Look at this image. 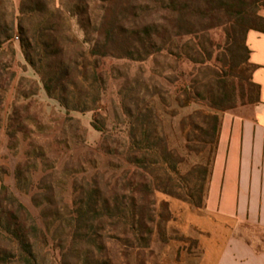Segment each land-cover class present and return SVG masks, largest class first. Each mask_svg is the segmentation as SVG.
<instances>
[{"label": "trees", "instance_id": "16d2710c", "mask_svg": "<svg viewBox=\"0 0 264 264\" xmlns=\"http://www.w3.org/2000/svg\"><path fill=\"white\" fill-rule=\"evenodd\" d=\"M71 1L74 10L67 15L52 10L54 0H22L18 11L12 0H0V55L5 44L13 51L9 43L17 36L46 94L67 112H98L104 90L103 59L144 62L154 58L157 81L144 89L148 100L139 88L128 92L123 139L111 134L104 120L96 119L98 113L94 115L91 125L104 136L103 151L121 157L128 167L121 177L102 185L94 181L83 200L64 209L66 215L57 209L50 212L54 223L50 237L60 258L53 255L46 260L47 234L0 178V264H77L79 247L84 249L83 264H117L110 256L93 257L92 248L100 249L104 242L101 232H106L104 240L118 246L124 264H129L135 249H148L155 235L169 242L173 238L166 229L173 215L169 201H158L157 195L204 209L222 114L238 107L227 79L237 82L242 105L260 102L246 36L250 30L264 33L260 14L264 0ZM74 17L83 28L82 39L72 33ZM218 29L223 34L225 73L220 69L219 73L213 63L219 44L212 34ZM8 69L0 65V107L14 75ZM161 80L169 84L171 93ZM170 103L176 105L168 112L171 116L191 108L179 120V130L187 156L194 154L201 162L185 171L180 168L185 157L170 147L163 129L159 105L169 109ZM19 116L14 109L10 120L17 123ZM18 125L14 132L7 130L10 139L24 132ZM22 172L18 168L16 178ZM179 239L190 240L182 235ZM193 243L197 245V239Z\"/></svg>", "mask_w": 264, "mask_h": 264}, {"label": "rangeland", "instance_id": "374dc122", "mask_svg": "<svg viewBox=\"0 0 264 264\" xmlns=\"http://www.w3.org/2000/svg\"><path fill=\"white\" fill-rule=\"evenodd\" d=\"M21 1L12 0L15 11H18ZM73 6L74 3L71 0H54V7L52 6L53 9H51L57 8L56 10L71 15ZM263 10H260V14ZM70 22L72 33L82 39L83 28L78 24L77 18H71ZM212 36L216 44H219V47L214 50L213 63L216 64V70L219 73L221 71L225 73L227 67L221 62L223 47L221 29L216 30ZM9 44L13 51L5 44L0 55V65L14 73L0 107V178L31 211L39 227L47 234L49 243L45 249L46 260L53 255L60 258V251L51 241L54 223L50 212L57 209L61 216L66 215L64 209H72L75 202L83 200L86 191L91 189L94 181L102 185L105 180L110 181L113 177H121L123 169L128 167L121 157L114 154L107 155L103 151L101 143L104 136L91 125L94 115L98 113L96 119L104 120L111 134L123 139L125 136L123 131L127 124L123 107L128 103V92L139 88L142 98L148 100V97L144 96V89L151 88L157 81L154 73L155 61L154 58L144 62L103 59L101 69L104 72V90L98 112L96 114L90 111L67 112L57 100L46 94L39 77L25 60L18 37L15 36ZM166 64L170 65L171 61L168 59ZM242 65L245 66V63ZM161 82L169 91L168 94L171 93L169 84L163 80ZM227 82L235 89L237 105L242 106L237 82L234 78H228ZM170 104L172 105L169 109L159 105L163 129L170 147L185 157L180 167L181 171H185L190 166L201 162L200 158L194 154L187 156L183 150L184 140L179 130V120L191 111V108L179 110L177 116H171L168 112L171 108H176V105ZM14 109L20 115L17 121L19 125L10 120ZM163 110L165 113L162 112ZM17 125L23 126L24 132H17L16 136L10 139L8 131L14 132ZM111 147L113 148V144ZM112 165L119 168H113ZM18 168L23 170V176L20 178H16ZM163 198L169 201L173 215L166 229L173 239L164 243L155 235L148 249H135L131 252L127 259L128 263L197 264L198 257L201 256L200 252L204 249V243L214 248L212 253L214 258L226 238L225 231L213 227L210 229V234L197 232L196 237L180 241L181 235L188 237L181 231V227L186 222L187 209L184 206H188L196 213H201L203 209L198 211L179 200L157 195L158 201ZM48 201H51L54 206L48 205ZM65 219L69 222L68 217ZM198 220L200 219L190 218L187 221L192 223ZM61 230L66 232L67 227L62 226ZM56 234L59 232L57 231ZM101 236L104 242L100 249L92 248L93 257L95 255L110 256L116 260L117 264H124V257L119 254L118 246L104 240L106 232H101ZM195 239L199 241L197 245L193 243ZM64 242L63 247H66V241ZM83 251L84 249L80 247L75 250L78 255L77 264H83Z\"/></svg>", "mask_w": 264, "mask_h": 264}, {"label": "crops", "instance_id": "0c3cea01", "mask_svg": "<svg viewBox=\"0 0 264 264\" xmlns=\"http://www.w3.org/2000/svg\"><path fill=\"white\" fill-rule=\"evenodd\" d=\"M246 43L260 102L222 114L205 207L196 213L184 206L185 235L210 234L213 227L226 233L214 258L204 243L197 264H264V33L250 30Z\"/></svg>", "mask_w": 264, "mask_h": 264}]
</instances>
